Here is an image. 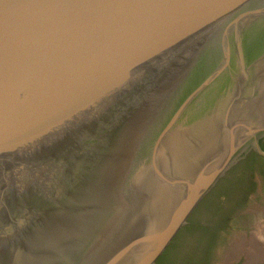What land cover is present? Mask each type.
Segmentation results:
<instances>
[{
	"label": "water",
	"instance_id": "1",
	"mask_svg": "<svg viewBox=\"0 0 264 264\" xmlns=\"http://www.w3.org/2000/svg\"><path fill=\"white\" fill-rule=\"evenodd\" d=\"M262 138L264 0H0V264H264Z\"/></svg>",
	"mask_w": 264,
	"mask_h": 264
},
{
	"label": "trees",
	"instance_id": "2",
	"mask_svg": "<svg viewBox=\"0 0 264 264\" xmlns=\"http://www.w3.org/2000/svg\"><path fill=\"white\" fill-rule=\"evenodd\" d=\"M263 140V139H262ZM261 140V147L264 150V141ZM251 154L255 155L256 153L252 152ZM171 248V246H170ZM170 248L166 251V253L160 258L157 264H171L168 255L170 254Z\"/></svg>",
	"mask_w": 264,
	"mask_h": 264
},
{
	"label": "flooded vegetation",
	"instance_id": "3",
	"mask_svg": "<svg viewBox=\"0 0 264 264\" xmlns=\"http://www.w3.org/2000/svg\"><path fill=\"white\" fill-rule=\"evenodd\" d=\"M263 139V140H262ZM261 140L264 141V138H262ZM260 144H261V141H260Z\"/></svg>",
	"mask_w": 264,
	"mask_h": 264
}]
</instances>
